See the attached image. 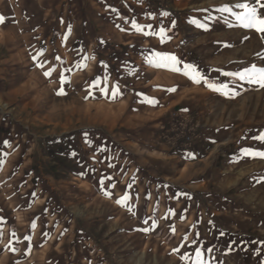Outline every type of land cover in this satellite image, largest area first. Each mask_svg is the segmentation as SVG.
<instances>
[{
	"label": "crops",
	"instance_id": "0c3cea01",
	"mask_svg": "<svg viewBox=\"0 0 264 264\" xmlns=\"http://www.w3.org/2000/svg\"><path fill=\"white\" fill-rule=\"evenodd\" d=\"M107 5L108 0H0V194L1 185L13 188L24 182L19 187L25 206L10 203L9 214L30 219L24 228L30 239L25 262L241 264L250 251L256 259L263 243L251 232L257 213L249 201L259 196L257 189L264 190V169L257 168L264 167V158L245 150L264 149L255 152L254 145L232 140L236 124L226 121L235 114L215 109V96L205 97L199 109L203 127L193 150L165 156L147 141L134 142V147L121 144L120 157L111 159L110 166L108 159V191L75 177L79 191L69 202L49 185L36 192L27 185L32 176L10 173L9 166L19 164L16 151L29 148L21 136L33 133L22 111L64 106L79 114L74 103L96 104L82 97V83L88 90L94 84L99 57L108 70V106L121 105L109 113L147 121L144 134L169 110L196 109L182 101L204 91L205 79L199 75L200 82L194 83L182 66L176 67L179 72L157 66L154 54L159 52L153 45L145 47L154 31L108 32ZM98 26L102 32L91 35ZM129 34L136 39H128ZM79 131L81 127L59 133ZM242 174L244 188L239 189Z\"/></svg>",
	"mask_w": 264,
	"mask_h": 264
},
{
	"label": "rangeland",
	"instance_id": "374dc122",
	"mask_svg": "<svg viewBox=\"0 0 264 264\" xmlns=\"http://www.w3.org/2000/svg\"><path fill=\"white\" fill-rule=\"evenodd\" d=\"M241 2L257 7L259 15L264 16V8H260L256 0H108V32L140 34L154 31L155 37H152V41L151 38L146 39L145 47L153 45L155 52L158 51L159 54L174 55L179 61L175 67L182 66L184 72V65H192L205 79L201 88L204 91L182 101L196 106V109H189L193 111L194 117L172 118L174 108L157 119L154 130L148 129L144 134L147 121L109 113L110 107L117 111L121 105L108 106V70L102 56L98 58L96 74L91 77L94 84L90 91L82 83V97L87 100L91 97L93 101L96 100V104L86 103L83 99L81 103H74L73 108L80 111L79 114L64 106L41 111H22V120L33 133L21 136L29 143V148L16 151L19 164L9 166L12 169L10 173L32 176L27 185H32L36 192L44 191V185H49L55 192L61 191L69 202L73 201V195H78L79 191L75 177L82 180L86 178L98 191H108V159L110 166L111 159L120 157L121 144L128 143L134 147V142L147 141L148 145L155 146L165 156H175L165 153L173 142L186 141L199 133V137L195 138L197 143L203 127L200 117L202 109H199L207 96H215V109H222V113L227 112L229 117L235 114V117L226 121L236 124L231 128L234 135L232 140L238 142L240 139L241 145L249 143L256 147L255 152H262L258 149H264V142L258 137L264 134V88L225 75L241 72L252 65L264 67V33L239 26L235 19V13L239 9L232 8L231 13L217 11L225 5L231 8ZM96 31L102 32L98 26L90 34H95ZM128 37L131 40L134 35ZM124 39L123 42L126 41ZM168 70L171 72L169 68ZM207 84L215 85L220 90L213 91ZM88 126L93 128L89 131L85 128ZM77 127H81V131L59 133L61 130ZM130 129L131 132L128 131ZM52 130L56 132H51ZM110 136L114 137L113 144ZM3 157L2 154L1 160ZM132 157L130 152V158ZM3 166L1 164L0 168ZM257 168L264 169L260 166ZM245 177L246 175L242 176L239 189L244 188L240 186ZM13 184V188L1 185L0 264H27L24 248L30 239L24 228L25 223L30 225L28 218L31 214L26 215L29 223L24 214H9L10 203L12 207L25 206V194L19 187L24 182ZM81 187L86 186L82 184ZM256 191L259 196L249 201V205L257 213L251 221L252 227L256 229H251V232L263 244L257 248L256 259L254 252L250 251L249 254L242 255L244 259L241 264H264V190ZM82 199L81 194L80 200ZM259 223H263V226L258 227ZM18 252L20 254L16 262L14 257ZM212 264L230 263L225 261Z\"/></svg>",
	"mask_w": 264,
	"mask_h": 264
},
{
	"label": "snow or ice",
	"instance_id": "6c2138e0",
	"mask_svg": "<svg viewBox=\"0 0 264 264\" xmlns=\"http://www.w3.org/2000/svg\"><path fill=\"white\" fill-rule=\"evenodd\" d=\"M256 4L260 6V8H264V3H261V0H256ZM232 8L239 9L235 13V19L238 22L239 26L247 28V29H255L258 33H264V16L259 15L258 9L255 6H252L251 4L247 2H241L237 3L231 8L227 5L217 9V11L220 12H232ZM3 22V17H0V23ZM138 31L140 29H137ZM155 60L154 63L157 66H164L168 67L172 71L179 72L180 69L176 68L175 65L179 63L177 58L174 55H168V54H154ZM42 66V65H38ZM51 71L45 72L44 75L50 76ZM184 75L188 76L189 79H191L194 83H199V73L194 69L192 65H184ZM225 75L233 76L236 79H239L240 81H246L250 84H258L261 88H264V67H257L256 65H252L249 68H245L241 72L237 73H225ZM63 80V76L61 77ZM207 86L212 89L213 91H219L220 89L217 88L215 85L207 84ZM224 87V86H222ZM116 88H113L114 94L116 93ZM170 91H175V89H171ZM59 94H63L62 92ZM262 142H264V134H262L260 137H258ZM246 154H252V155H258L260 158H264V153H248L247 150H245ZM120 203V201H118ZM144 231H148V229H144ZM27 239V238H26ZM200 253L199 250H197V257H199Z\"/></svg>",
	"mask_w": 264,
	"mask_h": 264
},
{
	"label": "built area",
	"instance_id": "2783aa9c",
	"mask_svg": "<svg viewBox=\"0 0 264 264\" xmlns=\"http://www.w3.org/2000/svg\"><path fill=\"white\" fill-rule=\"evenodd\" d=\"M191 117H194L193 111L186 109V108H176L172 114V118H176V119H179V118L189 119ZM196 135H197L196 137L195 136L194 138L189 137L186 139V141H183V142H179V141L173 142L172 146H170L167 152L165 153H168L169 155H178V154L193 150L196 144V139L197 137H199V133Z\"/></svg>",
	"mask_w": 264,
	"mask_h": 264
}]
</instances>
